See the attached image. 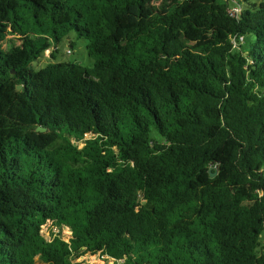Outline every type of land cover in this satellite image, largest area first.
I'll list each match as a JSON object with an SVG mask.
<instances>
[{
	"label": "trees",
	"instance_id": "trees-1",
	"mask_svg": "<svg viewBox=\"0 0 264 264\" xmlns=\"http://www.w3.org/2000/svg\"><path fill=\"white\" fill-rule=\"evenodd\" d=\"M70 32L92 66H32ZM263 235L264 0H0V264H264Z\"/></svg>",
	"mask_w": 264,
	"mask_h": 264
},
{
	"label": "rangeland",
	"instance_id": "rangeland-1",
	"mask_svg": "<svg viewBox=\"0 0 264 264\" xmlns=\"http://www.w3.org/2000/svg\"><path fill=\"white\" fill-rule=\"evenodd\" d=\"M39 1V0H38ZM19 39L17 36L8 35L6 39ZM19 43L21 40L19 39ZM72 42V44H71ZM21 47V46H20ZM16 50V49H14ZM14 51L17 54H20L23 51ZM53 47L51 46L45 50L37 59V61L32 63L33 67L40 68L46 65L48 62L53 60L61 61H71L76 62L84 66H92L94 62V57L89 55L87 49V41L83 37H77L74 32H70L67 37H64L62 41L58 44V52H55V58H52L51 52ZM90 139V137H89ZM72 142L75 144L77 150L83 155L86 154V147L88 146V138L73 137ZM87 156V155H85ZM88 157V156H87ZM90 159V157H88ZM46 233L52 238H64L68 239L69 231L65 227H59L57 225L50 226ZM264 244V235L261 239ZM144 258L143 255L139 254L135 257L136 261H140ZM75 261H79L81 264H122V259L118 255H99V254H88L83 257L77 258ZM36 264H51L47 262H42L39 259H36Z\"/></svg>",
	"mask_w": 264,
	"mask_h": 264
},
{
	"label": "water",
	"instance_id": "water-1",
	"mask_svg": "<svg viewBox=\"0 0 264 264\" xmlns=\"http://www.w3.org/2000/svg\"><path fill=\"white\" fill-rule=\"evenodd\" d=\"M18 88H20V85L18 86ZM36 130H38V131H44L45 128H44V127H41V126H38V127L36 128ZM210 171H211V169H210ZM215 174H216V172H211V173H210L211 176H214Z\"/></svg>",
	"mask_w": 264,
	"mask_h": 264
},
{
	"label": "built area",
	"instance_id": "built-area-1",
	"mask_svg": "<svg viewBox=\"0 0 264 264\" xmlns=\"http://www.w3.org/2000/svg\"><path fill=\"white\" fill-rule=\"evenodd\" d=\"M230 1H232V0H230ZM233 10H234V12H238L239 8L235 7ZM82 137L88 138V140H89L90 135L88 133H84Z\"/></svg>",
	"mask_w": 264,
	"mask_h": 264
}]
</instances>
